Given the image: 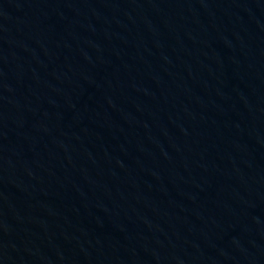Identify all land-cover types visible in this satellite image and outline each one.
Returning <instances> with one entry per match:
<instances>
[{"label": "water", "instance_id": "1", "mask_svg": "<svg viewBox=\"0 0 264 264\" xmlns=\"http://www.w3.org/2000/svg\"><path fill=\"white\" fill-rule=\"evenodd\" d=\"M153 264H264V120Z\"/></svg>", "mask_w": 264, "mask_h": 264}]
</instances>
